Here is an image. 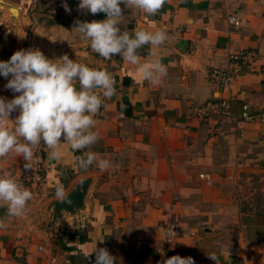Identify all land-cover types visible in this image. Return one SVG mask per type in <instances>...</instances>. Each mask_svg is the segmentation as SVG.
<instances>
[{
	"label": "crops",
	"instance_id": "crops-1",
	"mask_svg": "<svg viewBox=\"0 0 264 264\" xmlns=\"http://www.w3.org/2000/svg\"><path fill=\"white\" fill-rule=\"evenodd\" d=\"M63 2L0 0V61L29 48L49 59L68 55L114 75L116 95L95 117L92 147L62 145L60 159L43 142L33 149L41 180L24 184L33 193L25 215L10 217L0 202V264H94L95 248H106L115 264H162L174 255L195 264H264V0H166L155 16L121 4L120 26L131 36L167 30L163 45L137 52L140 65L166 66L156 85L143 79L140 65L119 55L105 60L79 39L77 20L106 14L78 11L79 0H66L67 13ZM244 49L257 59L240 62L231 83L220 86L212 71L228 69L230 54ZM6 84L0 76V97L11 100L18 93ZM219 98L230 101L231 114L199 117V107ZM88 152L112 166L81 170L77 160ZM25 163L10 153L0 158V175L17 180L30 171ZM60 185L67 195L80 189L82 204L57 209ZM172 222L184 233L166 242Z\"/></svg>",
	"mask_w": 264,
	"mask_h": 264
},
{
	"label": "clouds",
	"instance_id": "clouds-1",
	"mask_svg": "<svg viewBox=\"0 0 264 264\" xmlns=\"http://www.w3.org/2000/svg\"><path fill=\"white\" fill-rule=\"evenodd\" d=\"M165 3L166 0H79L78 11L92 15L104 13L106 19L77 20L73 29L80 40L89 41L90 48L105 60L119 55L131 65H140L138 49L145 44L163 45L168 39L167 30L152 33L141 29L131 36L120 26L124 18L121 4L155 16ZM63 7L67 13L71 12L66 0ZM140 70L143 79L153 85L167 76V68L159 60L151 66L140 65ZM0 76L7 79V89L18 93L11 100L0 97V158L15 153L26 161L25 169L32 170L33 149L42 142L52 158L60 159L62 145L79 151L99 141V134L94 131L95 117L104 101L116 95L115 78L107 70L90 68L68 55L49 59L41 50L29 48L17 50L7 61H0ZM16 111L19 115L10 120V114ZM9 121L12 127L8 126ZM94 164L102 172L112 166L110 160L98 159L95 152H88L77 160V166L83 171ZM55 195L60 200L66 198L62 185L57 186ZM32 199L33 193L10 172L0 175V202L7 205L10 217L25 215ZM2 227L5 226L0 223ZM93 252L94 264H115L116 258L106 248H95ZM208 257L217 262L214 253ZM162 264H195V261L191 256L174 255Z\"/></svg>",
	"mask_w": 264,
	"mask_h": 264
},
{
	"label": "built area",
	"instance_id": "built-area-1",
	"mask_svg": "<svg viewBox=\"0 0 264 264\" xmlns=\"http://www.w3.org/2000/svg\"><path fill=\"white\" fill-rule=\"evenodd\" d=\"M230 22L234 24H239L240 20L232 16L230 17ZM257 57H258L257 52L253 50L244 49L234 52L230 54L229 57L231 62L230 67L228 69L215 68L212 71L211 76L220 86L227 87L231 83V80L233 78L232 70H238L240 62L242 61L252 62L255 59H257ZM87 66H89L90 68L99 69L97 66L94 65H87ZM112 76L115 78L116 81L115 87H116L118 80L114 75ZM217 110H220L228 115L231 114L230 101L225 98L214 99L212 101H209L205 105L199 107L197 112L199 117L205 119L210 115L211 112ZM243 116L245 118L250 117L248 112V105H244ZM201 176L206 178L210 182L212 181L208 174L203 173L201 174ZM40 180H41V173L38 166H33L32 170L24 173L19 179H17V181L19 183H22L23 185L27 181L38 182ZM164 233H165L164 240L166 242H171L175 237L183 235L184 230L182 229L180 224L172 222L165 225Z\"/></svg>",
	"mask_w": 264,
	"mask_h": 264
},
{
	"label": "trees",
	"instance_id": "trees-1",
	"mask_svg": "<svg viewBox=\"0 0 264 264\" xmlns=\"http://www.w3.org/2000/svg\"><path fill=\"white\" fill-rule=\"evenodd\" d=\"M83 194L80 189H74L72 193L66 196L65 199L59 200L56 203V208L60 209L62 207H67L68 209H72L74 206H79L82 204Z\"/></svg>",
	"mask_w": 264,
	"mask_h": 264
}]
</instances>
